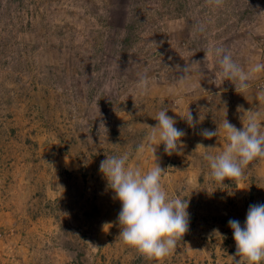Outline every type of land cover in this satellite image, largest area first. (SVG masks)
<instances>
[{
	"label": "rangeland",
	"instance_id": "1",
	"mask_svg": "<svg viewBox=\"0 0 264 264\" xmlns=\"http://www.w3.org/2000/svg\"><path fill=\"white\" fill-rule=\"evenodd\" d=\"M213 46L245 71L264 63V0H0V264H248L228 221L264 204V159L222 186L204 155L227 146L224 119L242 129L253 110L264 123V71L238 93ZM164 108L186 135L172 155L154 145L155 163L168 197L188 201L189 228L155 260L119 237L99 166L128 153L150 170V149H136Z\"/></svg>",
	"mask_w": 264,
	"mask_h": 264
},
{
	"label": "clouds",
	"instance_id": "2",
	"mask_svg": "<svg viewBox=\"0 0 264 264\" xmlns=\"http://www.w3.org/2000/svg\"><path fill=\"white\" fill-rule=\"evenodd\" d=\"M217 6L223 0H214ZM203 26H201L202 29ZM210 52L217 58L221 76L231 81L239 92L249 88L248 81L253 74L264 71V63H257L245 71L227 50L221 46H213ZM189 67L182 70L179 82L188 79ZM141 94H146L149 80L146 76L139 79L137 84ZM238 92V91H237ZM238 92V93H239ZM264 97V91L260 93ZM241 109L238 108V111ZM167 108L160 110L155 118L158 123L152 133L146 137L147 143L139 145L136 151L150 149L154 163L150 170L143 172L139 167L129 166L128 153L119 156H108L102 160L99 171L108 182V186L115 193V198L122 205L118 214L121 226L119 237L123 242L136 248L149 259L161 260L176 249L181 237L189 228L188 201L179 197L169 198L162 185L165 170L155 163L154 145L164 144V151L168 155L178 152L182 148L181 138L186 133L175 127L176 120L166 115ZM251 113L243 123L242 129H237L227 119L223 120L222 128L228 141L227 146L217 155L205 153L211 176L222 186L225 179L240 181L244 178L247 165L257 159H264V123L258 112ZM183 118L190 127L195 128L201 121L193 116L188 109ZM200 134L206 139L217 136V131L201 130ZM211 149L212 147H197ZM229 227L233 231L236 243V255L246 258L248 264H262L264 262V204L249 206L243 224L230 219ZM240 264V261L237 262Z\"/></svg>",
	"mask_w": 264,
	"mask_h": 264
}]
</instances>
